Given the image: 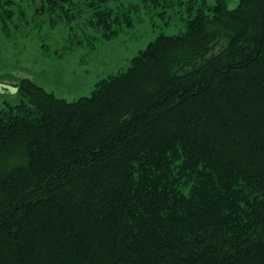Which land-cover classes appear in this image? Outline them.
I'll use <instances>...</instances> for the list:
<instances>
[{"label": "trees", "instance_id": "1", "mask_svg": "<svg viewBox=\"0 0 264 264\" xmlns=\"http://www.w3.org/2000/svg\"><path fill=\"white\" fill-rule=\"evenodd\" d=\"M97 1L107 36L134 23ZM190 1L185 31L90 96L18 79L0 105V264H264V0ZM38 2L72 18L75 0Z\"/></svg>", "mask_w": 264, "mask_h": 264}, {"label": "rangeland", "instance_id": "2", "mask_svg": "<svg viewBox=\"0 0 264 264\" xmlns=\"http://www.w3.org/2000/svg\"><path fill=\"white\" fill-rule=\"evenodd\" d=\"M6 1L1 3L15 11L17 26L11 21L0 23V80L17 85L18 79L27 77L69 101L90 96L100 79L125 70L159 34L185 31L192 5L190 0H109L114 14L128 11L135 21L130 27L117 28L115 23L117 33L107 36L103 25L93 26L97 0H75L69 5L72 18L58 11L53 13L55 23L48 14L35 17L39 0ZM204 1L194 3L201 7L215 0ZM238 3L227 0L229 8ZM20 100L18 89L12 93L0 90V105Z\"/></svg>", "mask_w": 264, "mask_h": 264}, {"label": "water", "instance_id": "3", "mask_svg": "<svg viewBox=\"0 0 264 264\" xmlns=\"http://www.w3.org/2000/svg\"><path fill=\"white\" fill-rule=\"evenodd\" d=\"M18 89V85L0 80V90L5 92H15Z\"/></svg>", "mask_w": 264, "mask_h": 264}]
</instances>
